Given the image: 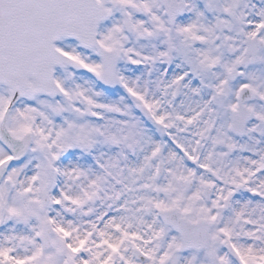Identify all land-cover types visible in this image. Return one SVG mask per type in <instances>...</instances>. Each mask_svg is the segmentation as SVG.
<instances>
[{
    "label": "snow or ice",
    "instance_id": "snow-or-ice-1",
    "mask_svg": "<svg viewBox=\"0 0 264 264\" xmlns=\"http://www.w3.org/2000/svg\"><path fill=\"white\" fill-rule=\"evenodd\" d=\"M0 264H264V0H0Z\"/></svg>",
    "mask_w": 264,
    "mask_h": 264
}]
</instances>
